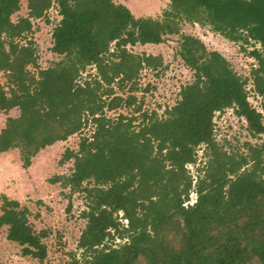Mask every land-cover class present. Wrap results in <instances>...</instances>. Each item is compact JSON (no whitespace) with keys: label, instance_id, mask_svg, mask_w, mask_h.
I'll use <instances>...</instances> for the list:
<instances>
[{"label":"trees","instance_id":"1","mask_svg":"<svg viewBox=\"0 0 264 264\" xmlns=\"http://www.w3.org/2000/svg\"><path fill=\"white\" fill-rule=\"evenodd\" d=\"M20 1L0 0V111L19 112L5 119L0 153L18 150L26 168L40 150L93 123L92 134L60 160L73 161L71 173L53 179L89 201L78 241L83 263L264 264V142L228 151L216 141L213 122L217 112L232 108L251 136L264 137V0H168L161 20L136 18L112 0H26L27 16L13 22ZM53 3L60 20L51 51L61 58L41 68L32 21ZM182 22L260 46L249 54L261 110L247 101V79L190 35L181 37L179 55L193 81L161 116L143 110L134 94L139 73L157 68L161 58L128 47L159 44L178 34ZM91 66L95 73L79 82ZM121 108L130 115L108 116ZM201 146L207 161L192 176ZM29 214L0 195L6 239L42 262L47 232L36 230Z\"/></svg>","mask_w":264,"mask_h":264},{"label":"rangeland","instance_id":"2","mask_svg":"<svg viewBox=\"0 0 264 264\" xmlns=\"http://www.w3.org/2000/svg\"><path fill=\"white\" fill-rule=\"evenodd\" d=\"M112 1L126 6L136 18L150 17L156 20H161L163 12L169 5L168 0ZM27 14L26 0H21L20 9L11 15V20L16 22L19 17H26ZM59 20L60 15L53 3L45 16L32 21L33 33L30 38L35 44L41 68H47L61 58L51 51L52 30ZM183 35L199 39L208 51L219 52L242 79H247L245 85L247 101L253 108L261 110L262 97L253 90L250 78V71L256 66V60L249 54L254 48L261 49L260 46L251 40L231 41L207 25L186 22L180 23L178 34L165 36L164 41L159 44H137L128 47L134 54L161 58V64L157 68L145 67L139 73L137 91L134 94L142 101L143 110L153 111L161 116L165 108L174 105L179 99L181 87L193 81V71L184 64L179 55V44ZM87 73L94 74V67H88L87 72L83 73L78 81L83 82L87 78ZM4 81L0 73V83ZM128 87L127 85L123 92L126 93ZM114 89L119 92L116 86ZM18 113L17 109H12L7 114L0 111V130L8 116H17ZM119 113L130 115L129 109L121 108L108 112V116L115 117ZM261 113L264 123V112ZM213 122L216 141L223 143L228 151L244 152L245 143L264 142V137L250 135L246 129V121L238 117L232 108L217 112ZM93 130V123L88 121L80 132L40 150L26 168L22 166L18 150L0 153V195L17 200L21 206L27 207L30 212V223L36 230L47 232L44 239L47 255L39 262L23 256L21 247L6 239L7 228L0 226V264H84L78 241L86 225L82 213L87 210L89 201L85 192L73 191L58 182H53V179L71 173L72 160L60 163L65 150L76 151L79 141L90 136ZM204 155L203 147H198L197 163L189 167L192 176H195L198 168L207 161ZM194 198V194H190L189 201ZM121 214L119 213V217ZM122 222L125 223L124 220ZM117 242L119 240L114 243Z\"/></svg>","mask_w":264,"mask_h":264},{"label":"built area","instance_id":"3","mask_svg":"<svg viewBox=\"0 0 264 264\" xmlns=\"http://www.w3.org/2000/svg\"><path fill=\"white\" fill-rule=\"evenodd\" d=\"M191 202H193V200Z\"/></svg>","mask_w":264,"mask_h":264}]
</instances>
